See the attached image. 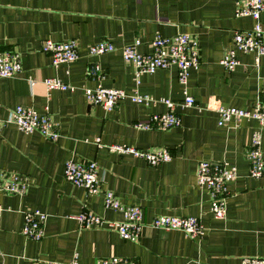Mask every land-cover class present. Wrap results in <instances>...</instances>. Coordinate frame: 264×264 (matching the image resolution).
Here are the masks:
<instances>
[{
    "label": "crops",
    "instance_id": "obj_1",
    "mask_svg": "<svg viewBox=\"0 0 264 264\" xmlns=\"http://www.w3.org/2000/svg\"><path fill=\"white\" fill-rule=\"evenodd\" d=\"M237 0H0V41L5 50L19 54L21 72L0 79V119L16 106L48 113L59 138L51 141L39 132L24 134L9 124L0 130V171L26 177L23 196L0 194V264L67 263L75 252L79 264L122 257L139 264H242L245 257L264 258L263 181L248 176L246 151L252 133L264 125L255 120L231 121L218 126V107L248 109L264 100V57L255 64L252 53H237L239 66L230 74L220 65L235 31L251 29V18L234 16ZM264 31V12L260 17ZM156 34H187L199 44L200 65L180 84L175 68L159 69L136 79L124 63L121 49L139 39L137 51L150 52ZM75 41L79 58L71 64L52 65L42 52L45 40ZM105 41L114 51L90 56V45ZM97 66L102 79L89 70ZM56 78L74 92L50 90L44 80ZM33 81V84H31ZM98 85L152 98L148 105L120 101L105 112L87 103L83 90ZM184 92L194 105L176 108L180 125L166 131H141L135 122L167 111L162 99L180 103ZM99 137L102 147L94 144ZM127 145L147 151L166 149L170 161L157 167L131 155H115L105 147ZM94 161L102 189L112 191L122 205L137 206L144 227L137 242L122 240L106 227L80 228L75 217L91 212L109 222L122 214L104 208L102 195L64 179L67 160ZM227 164L237 170L228 184L226 216L216 220L209 210L205 189L196 185L198 163ZM47 215L39 241L22 233L24 213ZM159 215L198 218L201 237L190 239L176 230L154 229Z\"/></svg>",
    "mask_w": 264,
    "mask_h": 264
},
{
    "label": "built area",
    "instance_id": "obj_2",
    "mask_svg": "<svg viewBox=\"0 0 264 264\" xmlns=\"http://www.w3.org/2000/svg\"><path fill=\"white\" fill-rule=\"evenodd\" d=\"M32 1V0H24ZM264 12V0H237L234 16L236 18H251L254 22L251 29L235 31L231 45L224 49L220 65L228 74L234 72L239 66L237 53H252L255 64L264 57V31L260 24L261 14ZM141 45L137 38L130 45L121 49L124 63L134 69L136 79L142 74H152L159 69L169 70L175 68L178 73L180 84L185 85L189 71L200 65L198 41L187 34H177L164 37L156 34L149 42L150 52L141 54L137 48ZM41 50L52 59V65L57 67L62 64H71L78 60V50L75 41L54 42L47 39L43 42ZM111 43L100 41L88 48L90 56H99L113 52ZM19 54L5 50L0 41V79L14 77L21 72ZM91 75L102 79L99 67L92 66L89 70ZM33 84V81H31ZM44 84L48 91L61 90L74 92L72 86L62 83L56 78L45 79ZM87 103L94 107H101L105 112L112 111L120 101L129 100L135 104L148 105L152 98L137 93L128 94L119 89H108L98 85L94 89L83 90ZM167 108L165 113L151 114L145 121L135 122L133 127L141 131H166L180 125V116L175 112L176 108L185 109L194 105V99L184 92V98L180 103L169 99H162ZM218 126L223 127L231 121L236 124L243 120H255L259 125H264V100L257 99L248 109L234 107H218ZM9 124L15 125L19 131L28 135L35 131L45 138L56 141L59 138L57 125L48 113H38L32 107L16 106L11 109L5 119H0V130ZM97 147H102L99 137L94 139ZM105 147L115 155H131L144 160L148 165L157 167L170 161L172 155L166 149H154L142 151L136 148L113 144ZM246 159L249 164L248 176L254 180H261L264 184V159L261 150V131L252 133L250 144L246 151ZM64 179L70 184L81 187L86 195H102L104 208L119 211L122 220L109 222L91 213L82 212L75 217L80 228L106 227L114 230L119 237L128 242L135 243L139 240L144 227L142 211L137 206H125L115 194L102 189V179L99 177V168L94 161H75L69 159L64 164ZM237 178V170L227 164H212L208 161L198 163L196 169V185L205 189L209 197V210L216 220H223L226 216V199L228 196V184ZM30 183L22 175L15 173H3L0 171V194L23 196L26 194ZM264 189V185H263ZM0 206V216L3 212ZM47 215L41 211H26L24 213L22 235L31 241H39L44 236V225ZM154 229L176 230L184 233L188 238L195 239L204 234V227L198 218L176 217L159 215L152 219L149 224ZM37 264H79L78 253L75 252L67 263L40 261ZM96 264H139L134 259L122 257H109L99 259ZM242 264H264V258L245 257Z\"/></svg>",
    "mask_w": 264,
    "mask_h": 264
}]
</instances>
